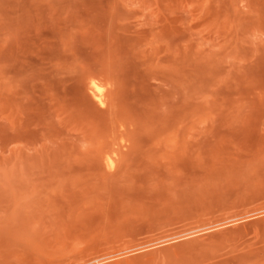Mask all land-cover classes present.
I'll list each match as a JSON object with an SVG mask.
<instances>
[{"label":"rangeland","instance_id":"rangeland-1","mask_svg":"<svg viewBox=\"0 0 264 264\" xmlns=\"http://www.w3.org/2000/svg\"><path fill=\"white\" fill-rule=\"evenodd\" d=\"M0 264H264V0H0Z\"/></svg>","mask_w":264,"mask_h":264},{"label":"bare ground","instance_id":"bare-ground-1","mask_svg":"<svg viewBox=\"0 0 264 264\" xmlns=\"http://www.w3.org/2000/svg\"><path fill=\"white\" fill-rule=\"evenodd\" d=\"M97 83V82H96ZM97 87V86H96ZM102 95V94H101ZM112 162V161H111ZM110 163V162H109Z\"/></svg>","mask_w":264,"mask_h":264}]
</instances>
